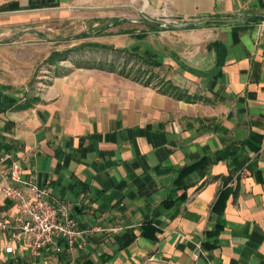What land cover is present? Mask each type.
Returning <instances> with one entry per match:
<instances>
[{
    "label": "crops",
    "instance_id": "crops-1",
    "mask_svg": "<svg viewBox=\"0 0 264 264\" xmlns=\"http://www.w3.org/2000/svg\"><path fill=\"white\" fill-rule=\"evenodd\" d=\"M121 8L130 7L0 0V36L30 33L45 15L111 9L97 17L112 21L110 40L92 35L93 46L161 70L136 79L70 58L32 81L48 53L30 46L8 59L19 45L0 43V188L16 170L92 231L70 254L38 256L22 241L6 255L10 233L0 232V264H264V0H141L152 19L242 20L187 30L157 31ZM140 24L147 30L136 35ZM18 216L17 201L0 195V218Z\"/></svg>",
    "mask_w": 264,
    "mask_h": 264
},
{
    "label": "rangeland",
    "instance_id": "rangeland-1",
    "mask_svg": "<svg viewBox=\"0 0 264 264\" xmlns=\"http://www.w3.org/2000/svg\"><path fill=\"white\" fill-rule=\"evenodd\" d=\"M140 2L141 0H101V3L106 6L117 4L118 6H129L137 10L140 8ZM131 8L117 9L116 13L123 17L129 16L135 19L138 18L140 19L138 20L139 23L143 22V19L139 18ZM110 10L111 9H103L100 12L96 11L92 13L72 12L68 16L52 15L48 18H44L47 17L46 15L41 16L37 18L34 23L26 26L30 28L25 27V29H32L40 32L43 38L32 33H22L21 30L24 29L19 27V29H13L11 33H9V31V34L0 36V41L11 39L9 43L19 45L17 49H19L20 53H10L8 59H13V56L16 55L27 56L29 51H33L30 46L36 49L35 52H37L38 55L44 52L48 53L49 56L45 61L41 64L38 63L34 70L31 69L30 77L33 78L32 81L35 77L42 76L39 72L42 71L43 68H50L49 66L51 65L52 67L54 66L53 69L56 73L59 72L61 66L66 65L65 60H70V58L73 62L90 63V61H94L95 65L102 64L105 66V69H111L110 71L117 70L118 73H122L130 78L146 79L147 77V79H150L154 76H161L160 69L150 68L149 65L145 64L140 59L133 56L129 57L121 48H114V46H110L111 48H105L108 46H93L95 44H93V39L90 37H92V35L94 37L99 32L102 35L100 37L105 41L108 39L110 40V35L113 32L109 31V27L113 24L112 21L108 18H97L98 16L108 15ZM7 30L8 29H5L4 31L7 32ZM133 30L140 32L136 33V35H141V33L147 29L140 24ZM82 34H89L90 36H88L89 38H78L66 42L55 41L59 38ZM120 45L123 46V44ZM113 49H116V51ZM118 50H122L123 52H118ZM149 71L151 74H149ZM26 86L28 88L31 84Z\"/></svg>",
    "mask_w": 264,
    "mask_h": 264
},
{
    "label": "built area",
    "instance_id": "built-area-1",
    "mask_svg": "<svg viewBox=\"0 0 264 264\" xmlns=\"http://www.w3.org/2000/svg\"><path fill=\"white\" fill-rule=\"evenodd\" d=\"M264 21L259 25L262 28ZM13 186L0 188V195L17 201L18 217L12 221L0 218V232H9V243L2 247L6 255L14 253L12 243L22 241L32 256L53 250L70 254L80 248L91 230H80L69 206L50 201V192L31 180H21L18 172L13 170ZM201 252L194 255L197 259Z\"/></svg>",
    "mask_w": 264,
    "mask_h": 264
},
{
    "label": "water",
    "instance_id": "water-1",
    "mask_svg": "<svg viewBox=\"0 0 264 264\" xmlns=\"http://www.w3.org/2000/svg\"><path fill=\"white\" fill-rule=\"evenodd\" d=\"M131 8V7H130ZM140 18L144 20L145 25L148 27L157 30V31H165V30H187V29H193L197 28L206 24H232L237 22H242L240 18L235 19H204L201 21H183L182 19H175L174 21H169L167 19H152L146 15L143 14L142 11L131 8ZM27 32L33 33L41 38H43V35L40 32H37L35 30H29ZM86 36L85 34L82 35H74V36H68L56 39L55 41H70L75 40L81 37ZM11 41L5 40L1 41L0 43L7 44Z\"/></svg>",
    "mask_w": 264,
    "mask_h": 264
},
{
    "label": "trees",
    "instance_id": "trees-1",
    "mask_svg": "<svg viewBox=\"0 0 264 264\" xmlns=\"http://www.w3.org/2000/svg\"><path fill=\"white\" fill-rule=\"evenodd\" d=\"M207 18H210V17H207ZM260 18H262V17H258V16H256V17H252L251 19H252V22H258ZM208 25H210V24H206L205 26H208ZM97 36H101V33L99 32V33L97 34ZM214 47H215L216 50H217V54H218L219 59H221L222 52H223L221 45H220V44H214ZM118 52H121V53H122L123 51H118ZM134 57L140 59L139 57H136V55H134ZM140 60H141V59H140ZM142 61L145 62L146 64H150V65H152V66H158V63H156V62H154V61H147V60H142ZM110 70H111V69H110ZM110 70H109V71H110ZM112 71H113V70H112ZM112 71H110V72H112ZM120 74H122V73H120ZM122 75H123V74H122ZM199 166H200L199 163L190 166V167L187 168L184 172L181 173L180 177L183 176V175H185L187 172H189V171H191V170L198 169ZM236 178L238 179V176H237ZM227 180L229 181V180H230V177H229ZM182 186H183V185H182ZM226 199H227V189H225V190H223V191L220 192V194H219V196H218V199H217V201H216V204L214 205V208H215V209H223ZM201 247L203 248V245H201ZM9 264H10V263H9Z\"/></svg>",
    "mask_w": 264,
    "mask_h": 264
}]
</instances>
